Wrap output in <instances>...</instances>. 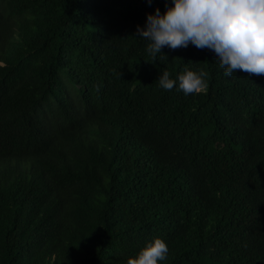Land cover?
Listing matches in <instances>:
<instances>
[{"label": "trees", "instance_id": "trees-1", "mask_svg": "<svg viewBox=\"0 0 264 264\" xmlns=\"http://www.w3.org/2000/svg\"><path fill=\"white\" fill-rule=\"evenodd\" d=\"M171 3V0H168ZM165 0H0V264H264V74L155 60ZM189 68L206 88L163 90Z\"/></svg>", "mask_w": 264, "mask_h": 264}, {"label": "clouds", "instance_id": "clouds-1", "mask_svg": "<svg viewBox=\"0 0 264 264\" xmlns=\"http://www.w3.org/2000/svg\"><path fill=\"white\" fill-rule=\"evenodd\" d=\"M136 32L153 60L158 53L166 58L164 47L174 50L191 44L213 52L225 76L236 70L264 74V0H171L170 4L165 0L164 11L154 8L146 13L143 28L137 25ZM157 82L163 90L175 87L184 95L206 88L205 73L187 67L175 78L164 70ZM168 253L167 243L153 237L126 264H160Z\"/></svg>", "mask_w": 264, "mask_h": 264}]
</instances>
